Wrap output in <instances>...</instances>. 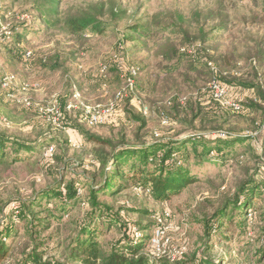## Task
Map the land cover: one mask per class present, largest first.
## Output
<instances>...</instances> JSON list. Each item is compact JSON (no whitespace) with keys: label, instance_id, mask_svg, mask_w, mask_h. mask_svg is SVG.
Masks as SVG:
<instances>
[{"label":"rangeland","instance_id":"obj_1","mask_svg":"<svg viewBox=\"0 0 264 264\" xmlns=\"http://www.w3.org/2000/svg\"><path fill=\"white\" fill-rule=\"evenodd\" d=\"M35 1L0 0V28L11 29L22 19L31 20L32 24L14 39L0 31V79L6 74L15 77L11 89L0 91V133L39 149L24 162L0 167V231L6 223L14 229L10 240L5 241L9 251L0 264H17L33 247L43 255V262L80 264L68 259V247L76 227L89 218L91 211L86 205H72L60 225L52 221L46 231L33 239L28 237L26 225L11 218L10 210L13 202L32 199L59 181L75 180L85 192L102 181L97 157L103 151L110 153V148L88 142L81 136L82 130L108 139L114 147L168 138L185 139L196 134L213 136L215 131L233 135L256 131L252 139L233 145L231 154L224 152L219 163H210L205 158L197 164L188 146L187 165L197 182L167 203L156 202L148 193L131 187L112 197L99 196L98 202L116 220L121 218L129 227H139L147 237L152 231V216L168 212L166 254L184 251L174 263L259 264L256 253L264 243V106L250 107L246 101L253 93L258 99L264 93V0H61L59 10L64 13L101 6L103 11L98 20L104 32L100 36L90 32L72 36L59 27L46 29L33 13ZM178 16L183 19L182 25L165 28L176 22ZM137 25L150 30L138 40L131 31ZM130 37L135 40L129 41ZM122 40L127 44L123 46ZM24 53L31 56L27 58ZM43 58L59 59V71L50 73L35 68ZM207 58L212 61L209 67L213 77L224 78L223 83L242 99L245 108L241 112L236 114L221 107L210 97L209 70L203 64ZM106 65L108 68L103 69ZM104 77L108 86L98 84ZM128 79L134 82V89L124 97L132 98L130 104H124L123 100L118 103L116 125L106 122L88 128L79 121L78 111L65 109L62 129H59L37 111V107L46 106L55 96L59 108L64 110L74 89L81 92L86 104H105L114 93L125 88ZM22 85H39V90L22 94ZM135 97L148 107L147 115L139 111ZM22 98L28 99L32 107L27 109L19 104L17 101ZM169 100L174 101L172 105ZM162 120H166L165 125L161 124ZM69 123L73 126L66 125ZM47 144L53 145L54 158H42ZM230 155H243L244 159L241 164L225 162ZM258 169L262 179L256 175ZM247 181L262 189L260 198L250 206L252 216L247 229L238 230V219L234 218V224L220 230L226 237L231 235L230 239L216 237L217 234L204 236L203 219L232 199ZM44 205L42 200L40 207H29L30 213L43 217ZM54 208L51 210L59 220V211ZM230 213L229 208L227 215ZM105 224L103 219L96 222V227L104 231L100 241L109 249L121 232ZM145 253L153 258L149 246Z\"/></svg>","mask_w":264,"mask_h":264},{"label":"trees","instance_id":"obj_2","mask_svg":"<svg viewBox=\"0 0 264 264\" xmlns=\"http://www.w3.org/2000/svg\"><path fill=\"white\" fill-rule=\"evenodd\" d=\"M60 4L61 0H37L33 4V13L38 15V20H41L43 24L46 25V29L59 27L62 30H66L72 36H80L86 32H90L92 35L96 36L103 34L104 29L102 23L98 20L103 11L101 6L91 8L87 11L81 10L74 13H64L59 10ZM32 18L35 19L36 15H33ZM30 21L31 20L28 19H22L17 25L8 29L10 36L14 39L15 36L24 32L25 29H29L32 25ZM182 23L183 19L178 16L176 17V22L167 24L165 28L180 26ZM131 31L137 36L136 40H138L144 33L150 30L146 26L137 25L132 27ZM134 40L135 39L132 37L129 38V41ZM126 44L127 42L122 40V45L124 46ZM178 53H180L179 49ZM161 56L163 57V55ZM210 62L212 61L208 58L207 62L203 61V64L206 66L207 70H209L208 81L212 80L213 76H215L213 72H210ZM41 64H44V66L42 67ZM37 65L36 67L34 64L35 68L38 70L43 72L49 71L50 73L57 72L61 68L59 66V59L57 60V58H55V60L43 58L38 61ZM105 68H108V65L103 69ZM136 71H140V69H136ZM116 73L118 74V71ZM216 78L223 83L224 78L221 76ZM119 81L121 84L122 80L120 78ZM98 84L108 86V81L104 77L101 78ZM135 88H137L136 85ZM76 90L81 95V92L78 89ZM0 91L3 92L4 90L0 88ZM72 93L73 91H71L69 98L66 100L64 110L61 108L62 112L65 111L66 104L69 102ZM253 94L254 96L248 99L246 104L250 107L257 105L262 108L264 106V93L259 94V98L263 101L258 99L255 93ZM115 95L116 93L112 95L109 101L113 100ZM123 98V103L125 104L129 103L132 97L126 96ZM81 99L83 100L82 95ZM180 99L186 100L184 97H180ZM180 99L177 101H180ZM109 101L104 103L107 104ZM172 102L174 101L169 100V105H172ZM242 108H245L243 104ZM78 112L79 121L83 123L79 117L80 111ZM234 113L237 114L239 112ZM196 114L197 110L195 109L194 115L196 119H198ZM136 120L143 122L141 118H137ZM83 124L88 128H95L102 125L88 126L85 123ZM66 125H71V123ZM212 134L213 136H207L205 134L190 135L189 137H185V139H181L182 137L176 139H160L142 145L118 144L114 147L108 139L105 140L82 130L81 136L88 142L95 144V146L99 145L101 148H110V153H104L103 151V154L97 157L102 181L99 184L91 185L87 189V192H85L84 187L79 185L75 180L67 183L59 181L54 187L44 189L38 196L32 199L27 198L22 202H13V207L10 210L11 218L14 219L16 223L21 221L26 225L27 235L29 238L33 239L43 231H46L52 221H56L60 225L62 218L68 216L67 210L71 208L72 205L84 204L91 212L89 218L86 219V223H79L75 233L69 239V260L79 262L80 264H179L174 262L171 263L165 258L157 259L148 257L145 251L149 246L151 235L147 237L139 227H129L121 218L116 220V216L113 215L107 207L98 202V197H112L131 187L148 193L156 202L167 203L173 197L180 195L190 185L197 182V177L191 173L187 165L190 161V155L187 149L188 146L197 164H200L205 158H207L210 163H219L221 159H223L224 152H226V154H231L229 150L233 145L246 138L252 139L254 134L257 133L256 131H247L240 135H233L226 131H215L212 132ZM33 145L34 144L20 141L18 138L7 137L0 133V167L7 168L17 162L26 161L39 150ZM49 146L53 147L52 144H47L46 147ZM46 147H44L43 150ZM224 149L228 151H224ZM232 156L230 155L228 157L230 158ZM229 158L227 160L225 159V162L241 164L244 156L234 155L231 159ZM260 170L261 169H258V171H256V175L262 179V177L258 175ZM79 190L82 191L81 195L78 194ZM261 192L262 189L260 186L252 185L250 181L241 185L232 199L226 201V203L215 211L212 216L203 219V222H201L203 224V235L209 238L217 234L216 237L224 236L225 239H230L231 235L226 237L227 235L221 234L220 230L223 229L225 225L231 226L234 224V218L238 219L236 222L237 229L245 231L248 227L247 223L252 216L250 206L255 199L260 198ZM38 200L40 201L37 202ZM42 200L45 202L44 206H46V209L44 212H46V214L43 217L33 216V214L30 213L29 207H40ZM53 208L59 211V220L57 219V215L51 210ZM229 208L231 213L228 216L227 212ZM235 213L237 215L233 217ZM159 215L162 214H154L152 216V231L155 226L154 217ZM103 219H106V227L115 226L121 232L119 239L114 244L110 245L109 249H106L100 241L104 231H99L96 227V222ZM5 225V229L2 227V231H0V262L7 256L9 251L5 241L10 240L12 232H14L11 226L8 227L7 223ZM133 228L140 232V237L138 239H135L133 236ZM225 231L230 232L227 229H225ZM262 231L264 235V226L262 227ZM256 254L259 258V264H264V243ZM42 256V254L38 253V248L33 247L24 255V259L17 264H49L47 261H42ZM203 259L204 257L201 258V260Z\"/></svg>","mask_w":264,"mask_h":264},{"label":"built area","instance_id":"obj_3","mask_svg":"<svg viewBox=\"0 0 264 264\" xmlns=\"http://www.w3.org/2000/svg\"><path fill=\"white\" fill-rule=\"evenodd\" d=\"M0 31L5 35H10L6 26H1ZM25 56L30 57V53H26ZM15 77L10 74L4 75L0 79V88L2 90L11 89L14 85ZM134 89V82L130 79L127 80L125 88L121 89L116 93L113 100L109 101L105 105L95 104L89 105L82 101L79 92L74 89L69 99V102L66 104L67 111H80V120L88 126H96L98 124L103 123H111L112 125H116L114 118L119 114L118 103L123 100L125 93L127 91L132 92ZM37 91L39 90V85H32L31 87L27 85H22L20 91L22 94H26L29 91ZM207 91L210 97L221 107L229 109L232 112H240L242 110V99H238V95L234 93L231 89H229L224 83L219 81L216 77H213L210 83L207 86ZM24 108H31L32 103L28 99H20L17 101ZM134 102L141 111L143 115L148 114V107H146L139 99L135 97ZM37 111L44 116L45 120L53 127H57L62 129V120H63V112L59 108L57 97H52L50 102L47 103L46 106L37 107ZM162 125L166 124V120H162ZM157 136V134L155 135ZM53 154V147L49 146L43 150L42 156L44 159H50ZM135 191H139L140 189L135 188ZM81 190L78 191L80 195ZM84 205V204H82ZM170 218L169 213L164 211L162 215L155 216V226L151 233L149 247L151 250V255L153 258H165L169 262H174L177 259L181 258L184 255V251L182 249L174 250L171 255L166 254V249L169 243V238L167 234L169 232V225L167 223ZM133 236L135 239L140 237V232L137 229L133 228Z\"/></svg>","mask_w":264,"mask_h":264}]
</instances>
